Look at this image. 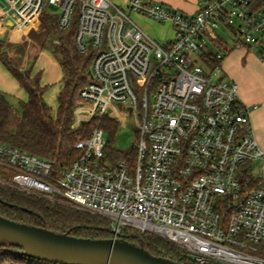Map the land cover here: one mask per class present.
Here are the masks:
<instances>
[{
    "label": "built area",
    "instance_id": "obj_1",
    "mask_svg": "<svg viewBox=\"0 0 264 264\" xmlns=\"http://www.w3.org/2000/svg\"><path fill=\"white\" fill-rule=\"evenodd\" d=\"M186 13L150 0H0V25L38 29L46 11L92 58L73 127L96 116L133 117L136 138L115 161L98 125L79 139L80 154L55 172L49 160L0 141V185L156 234L199 264H264V150L252 111L214 52L229 31L264 59L260 0H197ZM58 9L52 13L50 8ZM169 23L165 42L133 18ZM10 22L8 24L7 22Z\"/></svg>",
    "mask_w": 264,
    "mask_h": 264
},
{
    "label": "trees",
    "instance_id": "obj_2",
    "mask_svg": "<svg viewBox=\"0 0 264 264\" xmlns=\"http://www.w3.org/2000/svg\"><path fill=\"white\" fill-rule=\"evenodd\" d=\"M259 5H264V0H260ZM42 18L49 26L50 35L55 38L54 42L48 40L47 44L63 72L62 88L57 94L56 115L46 101L49 85L42 83L41 72L34 73L31 68L19 66L9 53L8 41L0 37V62L27 94V100L20 101L21 108L18 109L0 90V141L49 160L57 172L69 166L80 154L75 147L76 142L89 137L98 125L108 134L105 153L115 161L123 155V151L114 146L118 120L102 115L73 127L74 110L81 102L80 92L87 82L92 60L76 49L75 24L62 30L57 25L55 15L45 11ZM206 57L212 67L220 65L221 59H217L213 53ZM0 215L83 238L113 237L112 228L109 227L111 224L105 218L1 185ZM122 238L144 247L153 255L172 259L179 264H199L181 248L156 234L126 228ZM22 251V248L7 241L0 242V264H56L28 257Z\"/></svg>",
    "mask_w": 264,
    "mask_h": 264
},
{
    "label": "rangeland",
    "instance_id": "obj_3",
    "mask_svg": "<svg viewBox=\"0 0 264 264\" xmlns=\"http://www.w3.org/2000/svg\"><path fill=\"white\" fill-rule=\"evenodd\" d=\"M113 1L121 3V0ZM150 1L160 2L159 0ZM50 10L52 13L58 12L55 7ZM142 16L139 13H133L135 21L140 26L142 25L155 40L165 42L173 37L174 32L169 23L161 24ZM41 22L39 29L29 27L25 30L10 26L2 38L8 41L9 53L16 59L19 66L23 69L31 68L34 73L41 72L42 83L49 85L45 98L55 115L58 108L57 94L62 69L47 44L48 40L54 42L55 38L50 35L49 26L42 17ZM220 34L222 40L217 46L212 45L211 49L214 52L226 49L220 61L222 74L227 80L238 85L239 98L246 106L257 105V108L252 111L253 127L256 138L264 150V59L258 50L250 51L245 44L235 43V36L229 31H223ZM0 90L6 93L7 99L18 109L21 108L20 101L27 100L24 89L4 66L0 73ZM109 109L119 121L114 146L125 152L131 150L136 138L134 118L122 113L116 105H112ZM105 138H108L107 133H105ZM109 227L111 228V225Z\"/></svg>",
    "mask_w": 264,
    "mask_h": 264
},
{
    "label": "water",
    "instance_id": "obj_4",
    "mask_svg": "<svg viewBox=\"0 0 264 264\" xmlns=\"http://www.w3.org/2000/svg\"><path fill=\"white\" fill-rule=\"evenodd\" d=\"M2 241L22 248L28 257L56 264H179L123 238H83L0 215Z\"/></svg>",
    "mask_w": 264,
    "mask_h": 264
},
{
    "label": "crops",
    "instance_id": "obj_5",
    "mask_svg": "<svg viewBox=\"0 0 264 264\" xmlns=\"http://www.w3.org/2000/svg\"><path fill=\"white\" fill-rule=\"evenodd\" d=\"M159 1L161 3L169 6V7L177 8V9L183 11V12H186V13H195L197 11V9H198V6H199V3H198L197 0H159ZM142 17H144L146 19H151V18H148V17H145V16H142ZM7 23L10 24L9 21ZM161 24H164V23H161ZM41 25H42V23H40L38 29L41 28ZM141 27H142V25H141ZM142 28H144V27H142ZM8 29L9 28H5V27H3V26L0 25V37H3V35H5L7 33ZM144 30H145V28H144ZM2 66H3V64L0 63V71L1 72H2ZM59 66H60V64H59ZM60 68H61V66H60ZM60 77H61V79L59 80L58 93H59V91L62 88V78H63V72H62V70H61ZM252 122H253V120H252Z\"/></svg>",
    "mask_w": 264,
    "mask_h": 264
}]
</instances>
